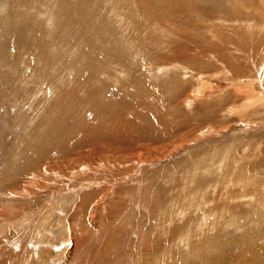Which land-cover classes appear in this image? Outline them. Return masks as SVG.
<instances>
[{
    "label": "rangeland",
    "instance_id": "rangeland-1",
    "mask_svg": "<svg viewBox=\"0 0 264 264\" xmlns=\"http://www.w3.org/2000/svg\"><path fill=\"white\" fill-rule=\"evenodd\" d=\"M0 264H264V0H0Z\"/></svg>",
    "mask_w": 264,
    "mask_h": 264
}]
</instances>
